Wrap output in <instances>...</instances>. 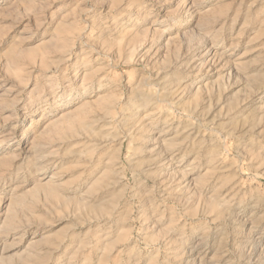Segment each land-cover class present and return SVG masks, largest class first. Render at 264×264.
Segmentation results:
<instances>
[{
	"label": "rangeland",
	"instance_id": "374dc122",
	"mask_svg": "<svg viewBox=\"0 0 264 264\" xmlns=\"http://www.w3.org/2000/svg\"><path fill=\"white\" fill-rule=\"evenodd\" d=\"M0 264H264V0H0Z\"/></svg>",
	"mask_w": 264,
	"mask_h": 264
},
{
	"label": "bare ground",
	"instance_id": "6f19581e",
	"mask_svg": "<svg viewBox=\"0 0 264 264\" xmlns=\"http://www.w3.org/2000/svg\"><path fill=\"white\" fill-rule=\"evenodd\" d=\"M163 90H166V89H163ZM168 90V89H167ZM165 92V91H164ZM174 92V91H173ZM168 93V92H167ZM172 93V92H171ZM168 94H170V92L168 93ZM172 96V95H171ZM179 97V96H178ZM163 99V98H162ZM130 103V102H129ZM131 104V103H130ZM148 104V103H147ZM129 106V105H128ZM134 106V105H133ZM143 106V105H142ZM126 107V106H125ZM125 112V111H124ZM159 120V119H158ZM125 121V120H124ZM151 121H153V120H151ZM166 121V120H165ZM166 123V122H165ZM178 151V150H177Z\"/></svg>",
	"mask_w": 264,
	"mask_h": 264
}]
</instances>
